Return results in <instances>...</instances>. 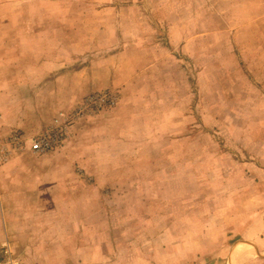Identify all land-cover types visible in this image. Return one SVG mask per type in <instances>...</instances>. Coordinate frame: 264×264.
<instances>
[{
	"label": "rangeland",
	"instance_id": "1",
	"mask_svg": "<svg viewBox=\"0 0 264 264\" xmlns=\"http://www.w3.org/2000/svg\"><path fill=\"white\" fill-rule=\"evenodd\" d=\"M3 244L264 264V0H0Z\"/></svg>",
	"mask_w": 264,
	"mask_h": 264
},
{
	"label": "built area",
	"instance_id": "2",
	"mask_svg": "<svg viewBox=\"0 0 264 264\" xmlns=\"http://www.w3.org/2000/svg\"><path fill=\"white\" fill-rule=\"evenodd\" d=\"M17 138V137H15ZM32 146L38 151H48L51 149V141L46 137H36ZM0 264H22L21 261L15 256L14 251L8 244H3L0 247Z\"/></svg>",
	"mask_w": 264,
	"mask_h": 264
},
{
	"label": "crops",
	"instance_id": "3",
	"mask_svg": "<svg viewBox=\"0 0 264 264\" xmlns=\"http://www.w3.org/2000/svg\"><path fill=\"white\" fill-rule=\"evenodd\" d=\"M252 228H253V227H252ZM250 230H251V229H249V228L247 227L246 230H245L244 232H250ZM45 245H47V244H45ZM237 245H238V244H237ZM237 245H236V246H237ZM245 252H246V251H243V253H245ZM243 253H242V254H243ZM237 254H239V252H237Z\"/></svg>",
	"mask_w": 264,
	"mask_h": 264
},
{
	"label": "bare ground",
	"instance_id": "4",
	"mask_svg": "<svg viewBox=\"0 0 264 264\" xmlns=\"http://www.w3.org/2000/svg\"><path fill=\"white\" fill-rule=\"evenodd\" d=\"M239 249H240V248H239V247H237V248H236V251H235V253H237V252L239 251Z\"/></svg>",
	"mask_w": 264,
	"mask_h": 264
}]
</instances>
